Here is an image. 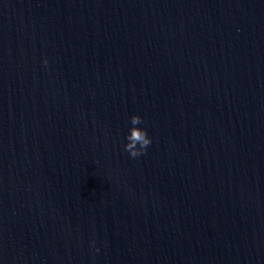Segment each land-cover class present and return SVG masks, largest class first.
<instances>
[{
    "label": "water",
    "instance_id": "1",
    "mask_svg": "<svg viewBox=\"0 0 264 264\" xmlns=\"http://www.w3.org/2000/svg\"><path fill=\"white\" fill-rule=\"evenodd\" d=\"M0 264H264V0H0Z\"/></svg>",
    "mask_w": 264,
    "mask_h": 264
},
{
    "label": "clouds",
    "instance_id": "2",
    "mask_svg": "<svg viewBox=\"0 0 264 264\" xmlns=\"http://www.w3.org/2000/svg\"><path fill=\"white\" fill-rule=\"evenodd\" d=\"M142 122V118L138 114H133L130 117V123L132 126L127 133V142L124 145V149L133 158L145 152L147 147L151 144V138L146 129L138 127Z\"/></svg>",
    "mask_w": 264,
    "mask_h": 264
}]
</instances>
